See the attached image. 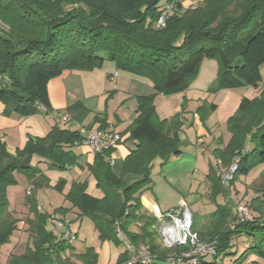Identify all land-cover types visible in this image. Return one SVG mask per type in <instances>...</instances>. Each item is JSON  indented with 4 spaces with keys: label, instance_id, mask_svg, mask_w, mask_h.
<instances>
[{
    "label": "trees",
    "instance_id": "1",
    "mask_svg": "<svg viewBox=\"0 0 264 264\" xmlns=\"http://www.w3.org/2000/svg\"><path fill=\"white\" fill-rule=\"evenodd\" d=\"M161 1L0 0V20L9 27L0 28V101L6 116H31L39 114L42 107L49 112L48 85L52 79L66 70L101 68L107 61L118 70L150 80L155 91L138 96L137 116L128 132V140L134 144L130 153L112 164L113 148L96 153L94 162L86 164L103 196L88 192L86 178L72 181L66 198L80 210L82 218L86 215L95 220L103 241L123 245L117 235L120 227L130 243L148 244L163 259L190 244L158 250L154 228L158 219L146 215L141 196L152 184L154 161L161 159L163 164L184 151L180 132L187 101L176 114L161 119L155 97L186 91L203 61L216 59L218 77L208 88L210 93L253 86L259 95L244 97L227 120L231 138L225 147L213 151L215 157L225 167L237 164L231 184L249 174L254 165L264 164V0H200L193 7H184L180 0ZM169 4L172 8L166 26L159 27L157 20ZM216 109V103L204 101L196 113L205 123ZM66 112L83 123L90 109L79 101ZM95 123L100 124L99 129L108 127L107 118L99 114L89 129ZM82 141L80 129L58 125L46 136L30 137L14 152L0 139V264L1 247L18 228L19 219L7 198V188L17 183L16 173L26 174L38 187L50 185L39 164L62 170L79 166L81 155L73 147ZM250 143L254 144L252 149H248ZM207 181L210 197L216 202L227 187L222 186L212 164ZM66 182L61 177L55 188L63 192ZM256 191L249 203L254 217L233 227L236 213L227 204H217L212 225L198 230L200 239L215 242V253L202 256L200 264H224L229 256L233 257L231 264H264V189ZM28 205L34 214L29 219L34 243L20 255L11 254L6 264H98L94 248L77 252L73 242L57 239L47 229L48 217L39 210L33 191L28 193ZM137 223H142L140 231L132 230ZM241 237H247L249 244L238 252L233 241ZM68 252L73 258L65 256ZM128 255L124 247L117 264H123Z\"/></svg>",
    "mask_w": 264,
    "mask_h": 264
},
{
    "label": "crops",
    "instance_id": "2",
    "mask_svg": "<svg viewBox=\"0 0 264 264\" xmlns=\"http://www.w3.org/2000/svg\"><path fill=\"white\" fill-rule=\"evenodd\" d=\"M182 4L185 5L184 3ZM192 85L184 92L165 95L169 96L167 98L162 97L164 94H158L154 100L157 113L161 119L170 118L176 114L181 110L182 104L187 101V109L183 114L185 125L180 132V136L184 141L189 140L191 147H183L184 151L181 155L171 157L163 164H161V159H156L152 169L153 173L156 170L155 168H157L160 176L168 183V187L175 189L174 191L180 194L179 201L183 205L187 204L186 199L183 198L182 191L174 184H171V179L173 178L179 184L181 183L182 188H185L188 194L198 193L200 184L197 183L195 174L199 171L203 151H214L216 148H223L231 138V133L229 137L222 133L224 128H216L219 125L217 122L214 121L211 125L207 124L212 115L205 123L200 120L196 109L203 102H201L202 98L196 97V93L191 92ZM224 90L226 92L219 104L208 101L209 98L205 100L217 104V109L214 112L221 111L222 117L220 121L225 122L227 125V120L237 111L242 99L247 96L236 89ZM154 91V85L150 80L126 71L118 70L115 64L109 61L105 62L103 67L93 70H66L61 76L49 82L48 92L52 104V109L49 112H46L45 108L42 107L39 114L31 116H18L13 114L6 116L4 114L5 105L0 101V139L7 143L8 149L11 152H14L17 148L24 147L32 136H46L55 125L64 128L62 126L63 113L69 115L70 120L68 123H65L68 126H72L73 129H80L83 126L89 129V126L93 123L94 116L99 114L101 117L105 116L107 118V130L117 131L123 135L122 142L114 148L111 155V159L114 161L123 159L134 147L133 142L128 140V132L137 116L138 96L149 95L154 93ZM257 93L259 94V89H257ZM159 99L160 102H158ZM174 100L177 102L173 103ZM196 100L200 104L195 109L190 108V103ZM79 101H82L90 109V113L83 123L72 119L70 114L66 112L69 106ZM99 126V123H95L90 129H99ZM253 147V143L248 145V149H252ZM73 149L77 154L81 155V164L68 169V173L60 177L66 178L67 181L87 178L89 180L88 192L95 195L94 192L98 190L97 181L86 168V164H92L94 162L95 154L88 146L81 143L76 144ZM40 167L42 168L43 165L40 164ZM73 169L76 171L75 174H71ZM208 172L209 168L206 172L204 171L206 186L209 185L207 181ZM152 180L154 186L153 176ZM149 189H146L147 191L145 190L141 196L146 215L151 218H157L154 215L155 213L159 217L161 214H167L169 209L163 207L161 204L162 200L154 192L152 184ZM95 196L102 197L103 193ZM210 214L212 212L209 214L205 213L204 216ZM83 220L84 218L80 216V222ZM141 227L142 223H137L132 226V230L140 231ZM106 244L111 251V244L109 242H106ZM73 245L77 252H79L75 241ZM123 251L124 246L120 253ZM110 258L111 255L109 254V261L111 260Z\"/></svg>",
    "mask_w": 264,
    "mask_h": 264
},
{
    "label": "rangeland",
    "instance_id": "3",
    "mask_svg": "<svg viewBox=\"0 0 264 264\" xmlns=\"http://www.w3.org/2000/svg\"><path fill=\"white\" fill-rule=\"evenodd\" d=\"M180 1L184 3V6L186 7H193L198 4V0ZM166 2L167 0H162L160 4H164ZM170 5L172 6V4ZM0 28L4 30L9 29V27L4 24L1 20ZM218 70L219 65L216 59L208 58L203 61L200 72L196 80L193 82V87L191 90V92L196 93V97L202 98L201 102L206 101V98H209L208 101L216 102L218 104L222 101L224 93L226 92L225 90H221L217 93H210L208 91V88L216 81L218 77ZM261 73L263 76L262 85H264V64L261 66ZM234 89L239 90L240 93H243L247 97H254L259 95L257 93V89L253 86H244ZM162 97L167 98L169 96L164 95ZM158 102H160V99L158 100ZM176 102V100L173 101V103ZM199 104L200 103L198 102V100L193 101L190 103V108L195 109V107H197ZM211 115V118H208L209 121L207 124L211 125L214 121L217 122L219 125L216 128H224L222 130V133L225 134V136L229 137L230 131L228 129V126L225 122L223 123L220 121V118L222 117L221 111L212 112ZM62 126L68 127L65 121H62ZM182 147H191V143L189 142V140L184 141ZM34 164L36 163L34 162ZM211 164L215 168H217V160L214 152L211 150H205V152L203 151L200 160L199 171L195 174V178L197 179L196 181L200 184V190L198 193L188 194L187 190H185V188H182L181 183L179 184V182H177L175 179H171V184H174L175 186H177L178 189L182 191L181 194L183 198L186 199L188 205H183L179 201L180 194L177 191H174L175 189L168 187V183L164 181L163 177L160 176V173L157 171V168H155L156 170L152 173L155 184L153 186L152 183V188L154 187V192L158 194V196L162 200L161 204L163 205V207H167L169 209L168 211H174L171 216L165 217L162 216L163 214H161L160 217L156 213L154 214L158 218L157 225L154 226L157 232L155 236V241L158 250H165V248H167L164 235L162 234L163 225L165 223H170L173 225L174 218H178L184 221L186 211H189L191 214V224L189 231L192 234H197L198 241L200 243L213 246L215 243L214 241H205L200 239V236L198 235V230H201L203 226L212 225V214L206 216L204 215L205 213L209 214L211 212H215L217 209V204H227L233 210L234 213L237 212L239 204L246 205L248 207V210L250 211V214L254 217L255 213L249 208V203L254 197L257 196L256 188L264 189V178L262 176V173L264 171V164L258 163L254 165L253 168L250 170L249 174L241 175L232 184L230 180L229 185L227 186V192L218 195L216 197V202L211 199L209 185L206 186V183L204 181V171L206 172L208 168L210 170ZM41 165H43L42 168L46 173L47 177L50 179V185L38 187L30 183L29 178L26 174L16 173L17 183L7 188V198L10 207L15 212V216L19 220L18 228L14 231V233L10 237V240L3 244L1 247L2 264L7 263L8 258L11 254L20 255L24 253L28 245H33L34 243L33 238H31L30 236L31 225L29 223V219L33 218L34 214L31 212L30 207L28 205V191H33L34 197L37 199L43 213L46 214L48 217L46 227L48 230L53 232L57 239L62 238L63 232L70 228L74 233H77L78 235V239L74 241L80 253H85L89 247H92L98 253V264H117L120 258V252L123 250V245H117L114 241L111 240L103 241L100 238V232L96 227V222L92 217L83 215L84 220L80 222V210L74 207L71 201L66 198V194L71 188L72 181L66 182L63 192H60L55 188V185L61 179L60 176H65V174L68 173V170L50 169L46 164L41 163ZM75 172V169H73L71 174H75ZM86 175L88 176V174ZM221 184L223 187H226L222 179ZM100 193H102L100 189L94 192L95 195H98ZM61 207L64 208L63 211L58 210ZM54 218L63 220L67 223V225L64 228L58 229L55 224ZM241 221L243 220L236 213V218L232 221L231 226L233 227L237 222ZM195 228L197 229V231L194 230ZM106 242H109L111 244V251L110 249H108ZM233 242L235 243L234 248L235 250H238V252L243 251L249 244V240L247 237H241L239 239L235 238ZM188 243L190 244L189 240L187 242H184V245L186 246L188 245ZM132 245L134 250H138L142 246H148L151 249L150 245L148 244H140L139 246H135L134 244ZM194 249L196 248H194L190 244L188 248L183 249L181 252H172L165 256L163 259L160 258L158 252H155L152 249L151 250L157 256L158 261L162 262L163 264H169L167 263V261L170 256H180L182 252L188 253L190 251H193ZM109 254L111 255L110 261ZM65 256L73 258L71 253L69 252ZM130 258L131 255L129 253L128 258L125 260V262H127ZM232 258L233 257L230 256L226 258L224 264H231L233 262ZM198 261L199 262H197V264H200V258L198 259ZM184 262H186V264H190L189 260L187 259L184 260Z\"/></svg>",
    "mask_w": 264,
    "mask_h": 264
},
{
    "label": "built area",
    "instance_id": "4",
    "mask_svg": "<svg viewBox=\"0 0 264 264\" xmlns=\"http://www.w3.org/2000/svg\"><path fill=\"white\" fill-rule=\"evenodd\" d=\"M172 6L169 4L164 11L161 13L159 19L157 20V26L165 27L167 19L169 17V12ZM70 117L67 113L62 114V121L68 122ZM80 132L83 134V141L81 144L88 146L91 151L96 154L100 152H104L110 149L115 148L118 146L122 140L123 135L117 131L107 130V129H88L86 127H81ZM114 160H112V164ZM237 169V164L233 163L229 167H225L222 165L220 160H217V174L222 179L223 183L227 187L229 185L230 180L233 178V174ZM30 193V191H28ZM39 210L42 211L41 207L39 206ZM174 211H169L167 214H163L162 216H171ZM242 220L252 219L253 216L250 214L248 207L243 204H239L236 212ZM174 218V216H173ZM55 219V218H54ZM177 219L174 218L173 225L170 223H165L162 228V234L164 235L167 247H170V235L165 230L166 225H172L177 227ZM179 221L183 222L182 220L178 219ZM185 221V218H184ZM55 224L58 229L64 228L67 223L60 219H55ZM191 224V220L188 223L187 228L179 229L180 235H182L183 239L181 240L182 243L187 242L189 240L190 244L196 248L193 251L188 253H181L180 256H170L168 258L167 263L169 264H186L184 260H189L190 264H197L198 259L205 255H212L215 253V247L213 245H207L204 243H200L198 241L197 234H192L189 231ZM117 235L119 239L123 242L125 249L130 253L131 258L125 262L124 264H156L158 262L157 256L152 252V250L148 246H142L138 250H134L133 245L129 242V240L124 235L123 231L118 227ZM63 238L73 242L77 239V234L74 233L70 228L63 232Z\"/></svg>",
    "mask_w": 264,
    "mask_h": 264
},
{
    "label": "bare ground",
    "instance_id": "5",
    "mask_svg": "<svg viewBox=\"0 0 264 264\" xmlns=\"http://www.w3.org/2000/svg\"><path fill=\"white\" fill-rule=\"evenodd\" d=\"M191 220V214L189 211H186L185 221L181 222L177 219V227H174L172 225H166L165 230L169 233L171 239L170 242H178L183 239L182 235L179 233V229L187 228L188 223Z\"/></svg>",
    "mask_w": 264,
    "mask_h": 264
},
{
    "label": "water",
    "instance_id": "6",
    "mask_svg": "<svg viewBox=\"0 0 264 264\" xmlns=\"http://www.w3.org/2000/svg\"><path fill=\"white\" fill-rule=\"evenodd\" d=\"M182 243V241H178V242H174V243H169L170 247H176L178 245H180Z\"/></svg>",
    "mask_w": 264,
    "mask_h": 264
}]
</instances>
